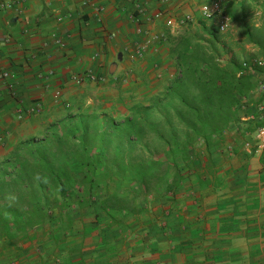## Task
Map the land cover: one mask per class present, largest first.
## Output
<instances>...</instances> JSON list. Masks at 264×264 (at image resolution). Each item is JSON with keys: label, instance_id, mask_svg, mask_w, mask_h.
Instances as JSON below:
<instances>
[{"label": "crops", "instance_id": "1", "mask_svg": "<svg viewBox=\"0 0 264 264\" xmlns=\"http://www.w3.org/2000/svg\"><path fill=\"white\" fill-rule=\"evenodd\" d=\"M12 1L0 9V161L29 138L52 137L71 114L123 118L130 106L147 103L178 74L169 36L219 21L201 15V3L210 0H138L146 11L137 20L130 0ZM221 5L230 18L221 32L229 56L264 57L261 44L248 40L249 33L264 37V0ZM185 14L191 20L175 26ZM258 80L264 82V73ZM263 94L255 87L253 104ZM242 126H231L214 146L208 185L199 187L191 174L175 199L161 206L151 201L134 231L106 233V217L73 215V232L60 243L39 235L19 250L2 251L0 264H264L261 152L244 146ZM197 146L203 155L204 144ZM214 175L219 183L212 184ZM87 225L96 231L83 232Z\"/></svg>", "mask_w": 264, "mask_h": 264}, {"label": "trees", "instance_id": "2", "mask_svg": "<svg viewBox=\"0 0 264 264\" xmlns=\"http://www.w3.org/2000/svg\"><path fill=\"white\" fill-rule=\"evenodd\" d=\"M261 38L248 34L264 53ZM169 41L178 74L147 103L130 106L123 118L71 114L52 137L29 138L0 161V253L19 250V243L39 235L60 243L73 232V215L89 214L95 222L106 217L100 229L106 233L132 232L151 201L161 206L175 199L191 174L199 187L210 183L213 148L231 126L243 125L245 142L264 124V111L256 110L250 95L264 65L229 56L219 29L202 21ZM246 114L251 117L243 120ZM259 159L264 176V149ZM122 179L127 188H114ZM93 228L84 226L83 232Z\"/></svg>", "mask_w": 264, "mask_h": 264}, {"label": "built area", "instance_id": "3", "mask_svg": "<svg viewBox=\"0 0 264 264\" xmlns=\"http://www.w3.org/2000/svg\"><path fill=\"white\" fill-rule=\"evenodd\" d=\"M131 2H133V11L132 14L130 15L132 18H135L136 20L138 19V17L140 15H142L145 11L146 8L143 4H141L138 0H130ZM164 2H167L169 0H163ZM13 5V1L12 0H6V1H0V9H9L11 8ZM200 12L203 18L205 19H210L214 16H218L219 17V21L217 23V28L219 29L220 32H224L228 25H229V21L230 18L227 14L223 13L222 11V5H221V0H210V1H206L201 3L200 5ZM160 16V12H156L155 14L152 15V18L154 17H159ZM191 20V16L189 14H185L183 17H181L180 19L175 21V26L176 25H183L187 22H189ZM168 24H173V22L171 20L168 21ZM54 43H56L59 46L63 45V41L59 38V37H54L53 38ZM255 63H257L258 65L263 66L264 65V57L262 58H258L256 60H254ZM243 65H246V62H243ZM1 76L2 77H10L11 74L8 71H2L1 72ZM88 76L91 79H95L96 77L89 72ZM77 81H80V78L77 79ZM256 91L258 92H264V82H260L257 87H256ZM60 95V92L57 90L54 93V98L58 99ZM244 106H242L243 108ZM256 110L258 112H263L264 111V102H257L256 104ZM244 146L248 149H254L256 152H261L264 149V124L262 126H259L254 134L252 135V139L251 140H246L244 142Z\"/></svg>", "mask_w": 264, "mask_h": 264}, {"label": "rangeland", "instance_id": "4", "mask_svg": "<svg viewBox=\"0 0 264 264\" xmlns=\"http://www.w3.org/2000/svg\"><path fill=\"white\" fill-rule=\"evenodd\" d=\"M113 187L118 189V190H122L127 188V181L126 179H122V180H116V182L112 183Z\"/></svg>", "mask_w": 264, "mask_h": 264}]
</instances>
